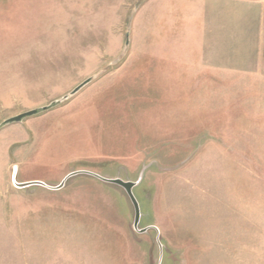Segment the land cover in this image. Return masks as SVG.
Segmentation results:
<instances>
[{
	"label": "rangeland",
	"instance_id": "1",
	"mask_svg": "<svg viewBox=\"0 0 264 264\" xmlns=\"http://www.w3.org/2000/svg\"><path fill=\"white\" fill-rule=\"evenodd\" d=\"M212 1L0 0V264H264V71L193 74L216 41L244 48L206 30ZM78 169L141 175L138 228L157 230L96 177L13 181Z\"/></svg>",
	"mask_w": 264,
	"mask_h": 264
},
{
	"label": "crops",
	"instance_id": "2",
	"mask_svg": "<svg viewBox=\"0 0 264 264\" xmlns=\"http://www.w3.org/2000/svg\"><path fill=\"white\" fill-rule=\"evenodd\" d=\"M212 2L215 7L213 12V9L206 12V23L204 22L206 30L210 28L209 24L224 23L226 38L232 36L236 42L235 36L238 37L237 41L239 40L244 48L234 47L230 51L226 50L223 57L218 51L216 41L214 47H206L205 52H198L197 59L203 67L198 69V73L194 71L193 74H197V77L207 76L210 82L216 83L218 75H224L226 81L233 78L241 80L254 67L264 71V0H213ZM250 33L254 42L252 49L248 46ZM250 62H255L257 66H251ZM186 73L185 70L183 72L178 70L176 75L168 76L182 80L187 76Z\"/></svg>",
	"mask_w": 264,
	"mask_h": 264
},
{
	"label": "water",
	"instance_id": "3",
	"mask_svg": "<svg viewBox=\"0 0 264 264\" xmlns=\"http://www.w3.org/2000/svg\"><path fill=\"white\" fill-rule=\"evenodd\" d=\"M92 79H93V77H87L86 79L81 81L79 84H77L75 87H73L68 93H66L65 95L61 96L58 99L53 100L49 105H45V106L35 108V109L26 110V111H23V112L18 113L16 115H13V116L5 119L2 122V124H8L10 122L21 121L24 117L33 115L36 112H38L39 110H45L47 108H50L53 105L59 104L62 101L68 99L70 96L79 92L85 85H87L89 82H91ZM78 174H87V175L96 177V178H98L104 182L112 183V184H115V185L122 187L124 189V191L126 192V194L128 195V197H129V199L133 205V208H134L133 228L139 232H144L149 227H153L157 230V228L155 226H152V225L148 226V227L138 228V223H139V219H140V210H139L138 202H137V200H136V198L132 192V189L140 180L141 175H139V178L137 181H129V180H123L119 177H105V176L100 175L96 172L86 170V169H78V170H73V171L69 172L57 185H49V184H46V183L41 182V181L17 182L15 180V173L13 175V181H14V184L19 188L27 187L30 185H40V186H44V187L49 188V189L57 190V189H60L61 187L64 186L65 182L67 181V179L69 177H72V176H75Z\"/></svg>",
	"mask_w": 264,
	"mask_h": 264
}]
</instances>
